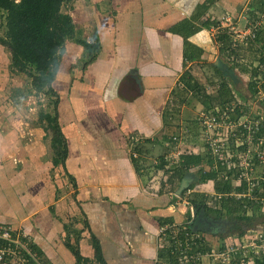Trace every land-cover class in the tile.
<instances>
[{"label":"crops","instance_id":"obj_1","mask_svg":"<svg viewBox=\"0 0 264 264\" xmlns=\"http://www.w3.org/2000/svg\"><path fill=\"white\" fill-rule=\"evenodd\" d=\"M71 2L65 13L76 38L97 37L99 49L85 65L91 55L68 41L54 82L68 143L64 164L53 147L49 112L28 120L15 105L11 89L21 72L0 42V225L12 228L15 248L41 264H77L75 251L81 264H213L211 246L187 243L196 233L214 246L221 236L219 246L233 241L221 215L232 202L251 200L242 196L245 180L234 186L242 192L216 190L217 181H226L225 168L216 169L196 117L234 98L242 106L240 97L257 90L252 70L264 63V28L236 46L228 27L217 28L231 18L246 31L264 12V0ZM224 32L228 40L219 37ZM226 64L232 80L217 68ZM25 83L35 90L27 75ZM254 167L263 178L264 164ZM205 172L219 173L217 180ZM255 182L258 197L264 180ZM186 199L193 207V201L205 204L207 214L195 210L192 218ZM182 251L189 259L180 262Z\"/></svg>","mask_w":264,"mask_h":264},{"label":"trees","instance_id":"obj_2","mask_svg":"<svg viewBox=\"0 0 264 264\" xmlns=\"http://www.w3.org/2000/svg\"><path fill=\"white\" fill-rule=\"evenodd\" d=\"M71 1L72 0H0V9L6 12L7 28L5 37L0 38V42L10 48L13 57V67L32 80L33 88L36 91L45 89L56 99L54 104L55 114L51 115L48 113L45 115V118L49 120L51 128L56 135L53 147L57 150V157H60L63 164L68 155V143L58 124L59 96L54 89V82L66 50V43L76 40L78 44L85 47L87 56L91 55V58L85 62V65L95 59L92 53L99 49L97 37L93 36L92 42L76 38V25L73 18L69 13L62 11L63 5ZM226 35L228 34L224 32L223 35L219 37L228 40L229 36ZM217 68L224 77L230 78L231 80L234 79L233 68L229 67L228 64L223 67L217 66ZM255 93L256 91H253V94ZM263 134L264 129L261 127L258 136ZM206 151L213 158L207 144ZM195 159L196 162L199 158L195 157ZM186 162H192V160ZM261 163L264 164L258 161L259 165ZM217 176V172H205L204 175V177L216 180ZM229 185V182L220 179V181H217L216 190L221 192L226 191L228 193L235 191L242 192L244 190L242 187L234 189V186ZM247 202L248 201H244V203L234 201V204H236L238 208L234 206V208H230L228 212L239 213L240 208H246ZM193 204L195 205L194 208L197 215L202 213H205V215L207 214L205 204L195 201H193ZM257 221V217L255 216H249L244 213L235 214L233 217L229 218L230 224L228 226V233L243 236L247 230L255 228ZM1 244L2 240H0V245ZM96 246V259L97 261L103 262L100 246L98 243ZM161 254L163 256V253ZM21 255L24 256L22 253ZM75 256L77 264H81L83 257L78 251H75ZM171 256L174 257L175 255L171 254ZM84 262H87V260H84ZM256 264H264V253L256 260Z\"/></svg>","mask_w":264,"mask_h":264},{"label":"built area","instance_id":"obj_3","mask_svg":"<svg viewBox=\"0 0 264 264\" xmlns=\"http://www.w3.org/2000/svg\"><path fill=\"white\" fill-rule=\"evenodd\" d=\"M223 26L228 27L232 33L233 46H236L239 41L246 39V37L255 40L259 30L264 28V12L258 14V18L250 23L246 31H238L236 24L231 18H225L224 22L217 29H221ZM252 73V79L256 83H258V79H264V64L254 67ZM261 94L262 91L258 90L260 101L263 100ZM196 121L210 154H212L215 160L216 169L224 167L228 172H232L234 168L240 166V177L246 179L248 189L250 188V191L242 196L249 198L251 201H257L259 196L256 197L254 195L255 189H257L255 180H264V177L252 176L251 180L248 177L250 174L254 175V164L256 161L264 163V134L258 136L262 124H264V118L261 116L258 119L252 120L244 111L240 102L234 98L231 102H224L223 105L220 104L212 109L200 111L197 114ZM171 137L172 141L177 142V144L181 143L177 136L171 135ZM187 149L189 150L190 148L187 147ZM246 174H249V176ZM151 177V182L159 184L160 179L154 175ZM224 178L228 179V176L225 175ZM260 186V190L263 193L264 186ZM186 195L190 197L191 191H188ZM185 202L189 205V212L192 218L195 217L193 205L187 199ZM183 229L186 230V227H183ZM178 231L179 229H176V232ZM249 231L254 234L251 235ZM249 231L248 234L241 237L242 244L234 240L226 242L224 246L219 247L214 246L213 241L208 240L203 234L196 233L193 239L187 243V247L196 244L197 241L201 246H211L212 252L210 253V257L213 260V264H236L237 262L249 264L247 262H249L251 259L249 257L251 256L247 250H250L253 256L257 255L260 251L264 253V230L250 229ZM166 232V227H163L160 231L161 235ZM0 239L4 241L0 245V264H41L34 256H22V252L13 246L15 241L12 237V228L0 225ZM175 242L178 244L176 240ZM178 245L181 246V243L179 242ZM180 255V262L189 259L183 251Z\"/></svg>","mask_w":264,"mask_h":264},{"label":"rangeland","instance_id":"obj_4","mask_svg":"<svg viewBox=\"0 0 264 264\" xmlns=\"http://www.w3.org/2000/svg\"><path fill=\"white\" fill-rule=\"evenodd\" d=\"M71 3H73V2H71ZM71 3L69 2L68 4L63 5L62 11L68 12ZM6 30H7V28H6V12L3 9H0V38L5 37ZM22 75H25V74L19 73L18 74V82H16L15 84L12 85L13 89H11V94H12L11 97H12V99L15 98L13 100H17L15 105L17 106L19 104V107H18L19 110H22V108L27 110L25 115H28V118L26 117V119L32 120V118H33V120H40V119H42V117L45 115L46 112H49V113L54 112V108H53L54 99L49 98L48 92L45 89L42 91L32 90L31 87H29V85L25 83V76L26 75L24 77H21ZM21 78H23V79H21ZM254 84H255V88L257 90L262 91V94H261L262 99H263L262 101H260L257 90H256V93L253 94L251 98H249L250 96L249 97L245 96L246 98L240 97V101L242 102V108L248 114V116L251 117L252 120L258 119L261 116L264 118V79H260V80L258 79V83L255 82ZM22 98L24 101H26L28 99L29 100L26 101V103H25L24 101H22ZM247 98H248V100H246ZM22 103H24V104H22ZM224 171H225V174L220 175V177L222 176L224 178V176L227 175L228 179L230 178L231 180L228 181V179H225V178L224 179L227 182H229V184H230L229 186H235V183L241 184L243 180H246V179H244V177H240V174H241L240 166H237L236 168H234L231 173H229L226 169ZM246 175L249 176V174H246ZM252 176H255V174L254 175L250 174L248 179L251 180ZM257 176H258V174H257ZM247 186H248V184H247ZM249 189L247 188V193L250 191ZM260 192H262V191L260 190ZM260 192H257L258 196L260 195L259 194ZM234 206L236 207V204L233 203L232 208H234ZM243 213L247 214L249 216L257 217V220H258L257 224L255 225V228H253L252 230H255V229L264 230V197H262L261 199H260V197H258L257 201L247 202L246 208H240L239 213L224 212V213H222L221 216L222 217L227 216L225 218L229 219V218L233 217L235 214H243ZM249 230H247L245 234H248ZM250 234L253 235L254 233L250 232ZM228 236H229V234H228ZM231 236H232L231 239L233 241H234V237H238L237 234H235V235L231 234ZM225 237L226 236H221L220 239L219 238L217 240L215 239V241H217V243L214 242L215 246L217 247L221 244H224V242H225L224 238ZM237 240H238V243L242 244L241 238H239ZM247 251L250 253V256H251V257H249L251 259L249 260V262H247L249 264H256V260L258 258H260L262 253H263V251H260L257 255L253 256V254L250 252V250H247ZM248 252H247V254H248ZM238 260H240V259H238ZM236 264H241V263L237 262Z\"/></svg>","mask_w":264,"mask_h":264},{"label":"water","instance_id":"obj_5","mask_svg":"<svg viewBox=\"0 0 264 264\" xmlns=\"http://www.w3.org/2000/svg\"><path fill=\"white\" fill-rule=\"evenodd\" d=\"M183 189H184V184H183V186L180 188V190H179V194L183 191Z\"/></svg>","mask_w":264,"mask_h":264},{"label":"flooded vegetation","instance_id":"obj_6","mask_svg":"<svg viewBox=\"0 0 264 264\" xmlns=\"http://www.w3.org/2000/svg\"><path fill=\"white\" fill-rule=\"evenodd\" d=\"M219 229H220V230H223V229H222V226H221Z\"/></svg>","mask_w":264,"mask_h":264}]
</instances>
